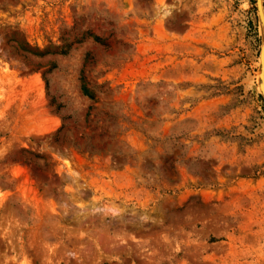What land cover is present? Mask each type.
Returning <instances> with one entry per match:
<instances>
[{"label":"rangeland","instance_id":"1","mask_svg":"<svg viewBox=\"0 0 264 264\" xmlns=\"http://www.w3.org/2000/svg\"><path fill=\"white\" fill-rule=\"evenodd\" d=\"M263 37L255 0H0V264H264Z\"/></svg>","mask_w":264,"mask_h":264},{"label":"water","instance_id":"2","mask_svg":"<svg viewBox=\"0 0 264 264\" xmlns=\"http://www.w3.org/2000/svg\"><path fill=\"white\" fill-rule=\"evenodd\" d=\"M255 7L257 12L258 20L262 23L264 22V16L261 8V0H255ZM264 56V37L260 43L259 51H258V58L262 60V57ZM261 63V61H260ZM260 77V76H259ZM262 78H260L261 80ZM262 83V82H261ZM260 95L264 104V87L262 84H260Z\"/></svg>","mask_w":264,"mask_h":264},{"label":"trees","instance_id":"3","mask_svg":"<svg viewBox=\"0 0 264 264\" xmlns=\"http://www.w3.org/2000/svg\"><path fill=\"white\" fill-rule=\"evenodd\" d=\"M59 53L62 54V53H64V51H63V50H60ZM79 91H80V93H81L83 96H85L87 99H89V100H92V99H93V93H92V91L89 89V87H87V85H86V83H85L84 78H83L82 75L79 76ZM51 102H52V101H51ZM56 107H58V106H56ZM89 107H90V106H88V108H89ZM62 126H63V125L61 124V125L59 126L58 129H60Z\"/></svg>","mask_w":264,"mask_h":264},{"label":"bare ground","instance_id":"4","mask_svg":"<svg viewBox=\"0 0 264 264\" xmlns=\"http://www.w3.org/2000/svg\"><path fill=\"white\" fill-rule=\"evenodd\" d=\"M262 24H264V22H262ZM260 61H261V65H264V56L262 57V60L260 59ZM263 75H264V68H263V70H261V72H260V74H259V76H260V78H263ZM263 85V84H262ZM260 87V86H259ZM263 87H264V85H263Z\"/></svg>","mask_w":264,"mask_h":264}]
</instances>
